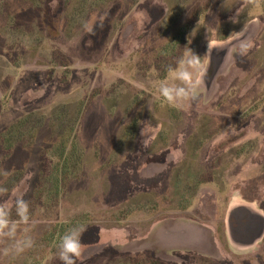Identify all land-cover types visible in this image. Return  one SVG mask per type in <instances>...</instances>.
I'll list each match as a JSON object with an SVG mask.
<instances>
[{
	"label": "rangeland",
	"instance_id": "374dc122",
	"mask_svg": "<svg viewBox=\"0 0 264 264\" xmlns=\"http://www.w3.org/2000/svg\"><path fill=\"white\" fill-rule=\"evenodd\" d=\"M228 44L210 79L211 52ZM189 49L204 69L198 99L169 105L159 87L179 84L168 68ZM0 170L17 224L0 264H62L61 238L79 226L76 264H264V238L238 250L225 220L236 204L264 215V0H0Z\"/></svg>",
	"mask_w": 264,
	"mask_h": 264
},
{
	"label": "clouds",
	"instance_id": "9594fccd",
	"mask_svg": "<svg viewBox=\"0 0 264 264\" xmlns=\"http://www.w3.org/2000/svg\"><path fill=\"white\" fill-rule=\"evenodd\" d=\"M247 4H255L257 0H245ZM239 11H237V15ZM233 23L237 22L235 17L230 18ZM86 31L94 34V26H86ZM252 44L242 42L239 47V55L246 56L250 51ZM169 72H173L174 79L179 81V84L161 83L159 93L169 105H177L184 101H195L198 99L197 89L201 84V79L196 77L201 76L204 72L201 57L195 54L191 49L188 54L177 61L175 68L169 66ZM11 175L10 171L0 170V176L5 179ZM8 189L3 186L0 181V196L6 195ZM14 207L16 215L20 218V223L24 225L30 224V205L23 196H18L15 199ZM17 224L10 219V211L3 203H0V237L15 238ZM86 231L83 226L70 229L62 238L58 246V258L62 264H76V260L82 255L81 237ZM34 247V241L29 237L26 241L21 242L16 240L15 248L17 254H22L26 250ZM4 254L8 255V249L4 250Z\"/></svg>",
	"mask_w": 264,
	"mask_h": 264
},
{
	"label": "water",
	"instance_id": "95a60500",
	"mask_svg": "<svg viewBox=\"0 0 264 264\" xmlns=\"http://www.w3.org/2000/svg\"><path fill=\"white\" fill-rule=\"evenodd\" d=\"M234 44H228L220 51L211 52L208 75L213 79L229 62ZM244 214L246 220H235L239 214ZM227 220V236L231 245L238 250H248L255 247L264 237V215L251 204H236L229 210ZM195 228L179 230L181 236L194 234ZM195 237V236H194ZM191 235V238H194Z\"/></svg>",
	"mask_w": 264,
	"mask_h": 264
},
{
	"label": "trees",
	"instance_id": "16d2710c",
	"mask_svg": "<svg viewBox=\"0 0 264 264\" xmlns=\"http://www.w3.org/2000/svg\"><path fill=\"white\" fill-rule=\"evenodd\" d=\"M186 32H187V28H184V29H181V30H178V32L176 33L175 36H173V42H171L169 45L170 47H167L165 50L168 52L169 49L171 48V59H175L177 58L178 54L180 53L181 51V48L183 47V42L186 38ZM72 132V131H71ZM71 134V133H70ZM70 139H71V136H68L66 137V139H63V142H62V145H61V148H60V152H58L57 154V157H58V160L60 161V163H64V170H63V173H61V178L60 180L56 181V185L57 187H59V185L61 183H64L63 181L67 179L68 177V172L69 170L71 169V158L73 157V155H75L73 153V151L67 153L66 151V148H67V144L70 143ZM76 146V141L74 139V141L72 142V147H75ZM200 184H203L205 182H198ZM63 186V185H62ZM56 227V226H55ZM54 227V230H52L50 233H51V236L52 238H50V240H53L54 239V236L56 234V232L58 231L56 227Z\"/></svg>",
	"mask_w": 264,
	"mask_h": 264
},
{
	"label": "flooded vegetation",
	"instance_id": "af4514ba",
	"mask_svg": "<svg viewBox=\"0 0 264 264\" xmlns=\"http://www.w3.org/2000/svg\"><path fill=\"white\" fill-rule=\"evenodd\" d=\"M227 214H228V213H227ZM243 215H244V214L240 213L239 216L236 217L235 220H246L245 217H244ZM225 220H229L228 215H227V219H225ZM263 238H264V237H263Z\"/></svg>",
	"mask_w": 264,
	"mask_h": 264
}]
</instances>
